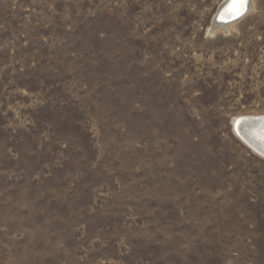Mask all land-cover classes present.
<instances>
[{
	"label": "rangeland",
	"instance_id": "obj_1",
	"mask_svg": "<svg viewBox=\"0 0 264 264\" xmlns=\"http://www.w3.org/2000/svg\"><path fill=\"white\" fill-rule=\"evenodd\" d=\"M225 1L0 0V264H264V0Z\"/></svg>",
	"mask_w": 264,
	"mask_h": 264
},
{
	"label": "bare ground",
	"instance_id": "obj_2",
	"mask_svg": "<svg viewBox=\"0 0 264 264\" xmlns=\"http://www.w3.org/2000/svg\"><path fill=\"white\" fill-rule=\"evenodd\" d=\"M228 4H229V0H226L222 4V6L219 8V11H222V9H225V7ZM253 8H254V6L251 4V0H249L248 9H247V11L245 12L244 15H242V16L236 18V19H231L229 17H225L224 19H220L221 20V23L213 24L214 26H213V28L211 30H214V31H220V30H222L223 32H229L233 28V26H234L232 24L235 23V22H237L239 19H243L245 16H247L252 11ZM224 14H225V12H223L222 17L224 16ZM214 31H212V32H214ZM256 117H258V118L257 119L239 120V121H242V123H240L239 125L237 123H235L236 124L235 127H234V123H233L232 130H233V133H234L236 139L245 148H246L245 144L236 136V134L242 136L243 138L246 137L247 139H250V140L253 138L251 141L254 143L255 146H257L259 148V151H260V148H262L261 146L264 147V142H262L258 138L257 133H259V131L261 129V126L264 125V121H262L261 119H259V118H264V115H262V116H256ZM256 143H258V144H256ZM263 150H261V151L264 154V151ZM253 155H255V154H253ZM256 157H258V156H256ZM258 158L264 161V158H261V157H258Z\"/></svg>",
	"mask_w": 264,
	"mask_h": 264
},
{
	"label": "snow or ice",
	"instance_id": "obj_3",
	"mask_svg": "<svg viewBox=\"0 0 264 264\" xmlns=\"http://www.w3.org/2000/svg\"><path fill=\"white\" fill-rule=\"evenodd\" d=\"M249 0H229V4L225 9V14L221 19L225 17H229L231 19H236L245 14L248 9ZM264 121V118H259ZM238 125L242 123V121L236 122ZM258 138L264 142V125L261 126L259 133H257Z\"/></svg>",
	"mask_w": 264,
	"mask_h": 264
},
{
	"label": "water",
	"instance_id": "obj_4",
	"mask_svg": "<svg viewBox=\"0 0 264 264\" xmlns=\"http://www.w3.org/2000/svg\"><path fill=\"white\" fill-rule=\"evenodd\" d=\"M227 7V6H226ZM226 7H225V9H226ZM225 9H222V11H219V9H218V11H217V15L215 16V19H214V22H213V24H217V23H221V17H222V15H223V12H225L224 10ZM248 144H250V143H248ZM251 145V144H250ZM252 146V145H251ZM258 151V150H257ZM259 152V151H258ZM260 154H262L261 152H259ZM262 155H264V154H262Z\"/></svg>",
	"mask_w": 264,
	"mask_h": 264
}]
</instances>
